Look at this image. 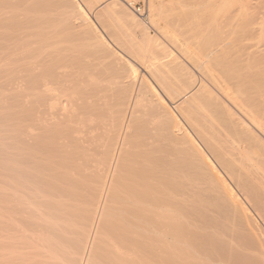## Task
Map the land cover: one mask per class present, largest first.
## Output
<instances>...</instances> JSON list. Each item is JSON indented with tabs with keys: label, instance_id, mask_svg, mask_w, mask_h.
<instances>
[{
	"label": "bare ground",
	"instance_id": "1",
	"mask_svg": "<svg viewBox=\"0 0 264 264\" xmlns=\"http://www.w3.org/2000/svg\"><path fill=\"white\" fill-rule=\"evenodd\" d=\"M99 1L0 0V264H264V0Z\"/></svg>",
	"mask_w": 264,
	"mask_h": 264
},
{
	"label": "rangeland",
	"instance_id": "2",
	"mask_svg": "<svg viewBox=\"0 0 264 264\" xmlns=\"http://www.w3.org/2000/svg\"><path fill=\"white\" fill-rule=\"evenodd\" d=\"M117 1V0H116ZM119 2H122L121 4H123V6H125V7H129L130 8V10L132 11V13H134L135 14V17H138L139 15L135 12V10H134V8L135 7H137L138 5H144L145 6V8H146V12H147V15H146V17L145 18H142V17H138V20L139 21H142V23H144V25H146L147 27H149L148 28V31L152 34V35H154V37H155V39H160V43L162 42V44H166L167 45V41H166V39H164V35H162V33H161V30H159L160 29V27H162V30L164 29V26H165V24L163 25V23H164V21L166 20V18H164V17H162L163 15H167L168 13H169V15L167 16V18L168 17H174V14H172V15H170L171 13L170 12H168L167 10H164V14H163V12H159V15L160 16H158V13H157V25L158 26H160V27H158L156 24V26L159 28H157L154 24H151V21H150V18H149V16L151 15L150 14V8L148 7L149 6V4H148V2H147V0H129V1H127V0H118ZM117 1V2H118ZM132 1V2H131ZM162 1V0H161ZM169 1H171V0H169ZM177 1H179V0H177ZM103 2H105V0H101V2L99 1V3L97 2V5H98V8H99V5H101L100 7H102L103 5ZM130 4H129V3ZM160 3V4H162V5H166V6H170L171 4H170V2H167V0H163V2H160L159 0H155L154 1V4H156V6L158 5V4ZM96 4V3H95ZM160 4H159V6H160ZM97 5H96V7H97ZM127 5V6H126ZM130 5V6H129ZM172 5H173V3H172ZM132 6H133V8H132ZM164 7V9H167L168 7ZM177 6V5H176ZM162 7V6H161ZM172 6H170V8H171ZM178 7H179V5H178ZM161 11H163V8H162V10ZM167 11V12H166ZM152 14L154 13H156L154 10L151 12ZM166 13V14H165ZM163 14V15H162ZM176 14V16H177V13H175ZM137 15V16H136ZM175 16V17H176ZM164 19H162V18ZM140 18V19H139ZM155 28H154V27ZM160 34V35H159ZM159 41V40H158ZM164 42H166V43H164ZM170 45H167V47H169ZM171 48V47H170ZM142 65V64H141ZM143 66V65H142ZM141 67H139V69H140ZM141 71H142V69H141ZM142 72H144V71H142ZM197 75H198V73L197 72H195ZM196 75V76H197Z\"/></svg>",
	"mask_w": 264,
	"mask_h": 264
},
{
	"label": "built area",
	"instance_id": "3",
	"mask_svg": "<svg viewBox=\"0 0 264 264\" xmlns=\"http://www.w3.org/2000/svg\"><path fill=\"white\" fill-rule=\"evenodd\" d=\"M134 10L142 18H145L147 15L146 8L144 5H138L134 8Z\"/></svg>",
	"mask_w": 264,
	"mask_h": 264
}]
</instances>
